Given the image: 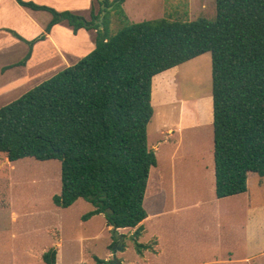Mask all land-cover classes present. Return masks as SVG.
Returning a JSON list of instances; mask_svg holds the SVG:
<instances>
[{
    "label": "trees",
    "instance_id": "trees-1",
    "mask_svg": "<svg viewBox=\"0 0 264 264\" xmlns=\"http://www.w3.org/2000/svg\"><path fill=\"white\" fill-rule=\"evenodd\" d=\"M16 1L52 16L44 34L27 42L30 51L20 66L34 44L60 23L74 34L96 31L88 55L0 108V153L9 162H60L56 206L69 208L85 200L94 209L84 221L103 215L114 236L118 229L136 228L137 252L148 249L138 241L148 217L144 201L150 170L157 166L148 147L155 113L152 80L207 53L212 60L216 196L246 193L250 173L264 177V0H216L214 20L160 18L125 25L126 0H94L89 20ZM103 6H113L123 18L113 35L108 11L99 22ZM43 260L56 264V249Z\"/></svg>",
    "mask_w": 264,
    "mask_h": 264
},
{
    "label": "rangeland",
    "instance_id": "rangeland-1",
    "mask_svg": "<svg viewBox=\"0 0 264 264\" xmlns=\"http://www.w3.org/2000/svg\"><path fill=\"white\" fill-rule=\"evenodd\" d=\"M129 1L130 3L122 6L126 17L124 25L160 18L195 21L199 18L214 20L216 17V0ZM111 7L108 17L110 34L113 35L123 26V18L117 10L112 11L114 7ZM10 9L16 21L11 24L12 28L25 35L20 25H30L28 15L19 8H13V3ZM42 15L51 17L48 13ZM85 15L87 13L83 14ZM47 47V44L38 47L34 64H31L29 69L33 81L27 82L28 75H25L27 71L23 66L8 70L11 68L10 65L24 60L30 51L29 45L21 42L7 30L0 31V108L21 97L56 70L47 69L51 65L43 62L42 58L48 52ZM90 52L84 51V56V53L80 52L77 58L81 60ZM184 67L181 69L183 74L178 83V94L189 98L211 95V55L204 54L198 62ZM64 69L59 68L56 73ZM17 72L20 73V78L18 76L13 84L17 83L14 88L20 86L12 92L14 88L5 85L8 82L5 80L15 79ZM179 110V106L160 109L163 117L168 119L164 121L168 123H175ZM207 111H210V107L206 100L200 102L199 106L186 104L183 108L182 125L198 122L196 114L201 118H207L209 113ZM159 123L153 118L149 131L152 133V129L157 128ZM175 137L176 145L180 147L177 150L178 154L191 157L194 166L200 157L208 159L210 150L213 154V123L200 129L183 128ZM181 168L179 166V172L191 170L190 167L184 169L183 165ZM191 172L192 175H188L189 179L179 177L178 191L172 190L169 186V171L164 172L165 179H159L161 186L155 185L157 180L150 174L144 201V207L150 216L145 222L148 233L138 242L149 246L151 248L149 251L156 253L158 238L161 255L145 263L140 262L136 256L140 257L132 239L136 230L124 229L117 231L114 236L104 216L91 217L84 221L83 216L94 208L82 199L69 208H61L54 204L53 197L61 193V164L58 160L42 162L26 158L11 163L5 154L0 153V264H45L43 255L51 249L57 251L58 264H99L97 259L104 261L106 258H110V261H104L103 264H110L114 260V248L116 261L119 263L124 259L129 264H227L222 261L227 258L222 248L225 243L231 239L244 242L246 231L243 229L246 220L244 203L247 202V197L230 198L222 202V218L218 216L219 219H215L210 213H205L198 221L193 204L201 201L209 205L216 198V193L209 187L199 193L184 187V184L193 185V189L197 190L198 177L193 175V170ZM249 186L251 202L264 204V178L252 174ZM155 205L160 213L154 210ZM172 208L176 211L172 212ZM244 250L245 246L242 244L240 253L243 254ZM258 261L264 264V259Z\"/></svg>",
    "mask_w": 264,
    "mask_h": 264
},
{
    "label": "crops",
    "instance_id": "crops-1",
    "mask_svg": "<svg viewBox=\"0 0 264 264\" xmlns=\"http://www.w3.org/2000/svg\"><path fill=\"white\" fill-rule=\"evenodd\" d=\"M24 1L27 2L31 1L38 5H45L57 11H71L73 13L82 16L84 13H87V15L83 17H85L88 20L90 19V11L92 8V4L94 2V0H24ZM128 2L130 3L129 0H126V2L123 5H126V3ZM11 3H13V8H17V9L19 8L21 12H25L29 17L28 18L30 22L29 26L20 25L25 31L26 33L25 35L22 34L19 30L16 29L14 30L11 26L12 23L16 22L15 15L12 13L10 9ZM43 13H48V12L33 11L27 8H23L17 3L16 0H10V2H7V0H0V31L7 30L9 32L11 31L15 32L23 39V40L21 39L19 40L28 45L27 42H30L44 34L46 26L52 19V16L48 17L47 15H42ZM95 37H96V31L94 30L81 29L78 31L77 34H74L72 29L66 23H60L54 26L50 31V33L46 34V37L43 40L36 42L32 47L31 56L29 60L26 62V64L23 66L25 71H27V74H25L26 76L28 75L27 82L33 81L32 78L30 77L31 73L29 69H30V65L34 64L35 54L38 50V47H41L44 44L48 45L47 47L48 52L43 56L42 59L43 62H46L51 65L47 69H56L54 70V72L50 73L49 76L44 78L45 81V79H48L54 76L55 74H57L56 72L58 71L59 68L64 69L76 64L79 61V58H77L78 53L80 52L84 53V51H89V50L92 51L95 48ZM85 53L83 54V56L85 55ZM200 57L195 58L184 65L182 64L180 66L162 72L157 76H155L152 80V105L155 109V113H154L155 116L153 118L160 123L158 124L157 128H154V130L152 129V133L148 129V147L150 150H152L155 153L157 157V166L152 167L150 170V174L154 177L155 180H157V181L154 180L156 186H161V182L159 181V179L162 180L165 179L166 176H164V172L166 171L168 173L169 171L168 174L169 186L172 187V190L178 191L180 187V186L178 187L179 177H182L183 179H189L188 175H192L191 170H193V175H197L198 177L197 182L199 183V185L196 187L197 190L193 189V185L191 186L188 184H184V187H188V189H191L192 191H195L197 193L201 191L203 192L208 187L210 188L211 191L215 190L214 153L212 154L210 150L209 151L210 155L208 153L209 155L208 159H205V157H200L197 161V164L194 166V162H193L194 160H192L191 157L187 155L182 156L178 154L177 150L180 147L176 145L177 139L175 137L176 133H181L183 128L189 129V127H192V128L200 129L202 127L209 126L211 123H213V115H212L213 103H212L211 95L207 94L208 96L189 98V97H185L184 95L178 94V90H179L178 83L180 82V79L183 74L181 72V69L185 68L184 66H186L187 64H193L198 62L200 60ZM18 64L19 62L15 63L14 65H10L11 68H9L8 71H12L11 69L19 67L20 65ZM40 65H42V61L40 62ZM46 71L48 72V70ZM17 73L18 74H16L15 79L10 78L5 80L8 81L5 85H11L13 89L17 85V83L13 84V81H16L18 76L20 78V73L19 72ZM42 81L38 82L37 85L42 83ZM19 86H17V88H14L12 92L16 91L19 88ZM205 100L207 101L210 107V111H207L209 112L207 118L204 117L201 118L200 115L197 116L196 114V118L199 120L198 122L188 125H182V114H183L184 106L186 104H197L199 106V103ZM178 106L180 109L179 110L180 113L175 123H168L164 121L168 119H165L163 117L160 109L162 110L167 107H178ZM164 115L167 116V114ZM163 164H165L166 167ZM181 165H183L184 169L190 167L191 169L190 172H186V171L179 172V166L181 168ZM252 174H256V173H250L248 175V181H247L248 190L246 193L232 197L221 198V199H219L216 196L213 202L209 205H205L201 201H196L197 203L195 202V204H193V207L194 209H196L197 212L198 221H200L203 218L205 213H210L215 219H219L218 216L221 217L223 213L221 206L222 202L230 198H239L242 196L247 197L246 200L247 202L244 203L245 204L244 210L246 211V220L244 222L245 225L243 227V229H246L244 242L240 243V240L231 239L227 243H225V246L222 248H224L223 252L227 256V258H224L226 260H222V261L227 264H240V263L262 264L258 260L264 259V204H257L251 202L249 181ZM257 184H259V181L257 182ZM229 208H234V207H229ZM157 209L158 208L155 205L154 210H156V213H160L161 211L159 212V210ZM173 211L175 212L176 209L172 208V212ZM100 216L103 215H96L93 217L95 218ZM149 217L150 216L148 214V217L141 223L143 227L142 236L148 233L145 222ZM126 229L136 230V228H126ZM123 230L124 229H118V232ZM141 237L139 239H141ZM157 242L158 244L156 248V253L150 252L149 250L151 248L144 244L146 247H148V249H145L144 251L142 250L141 254L137 253L140 255V257L136 255L140 262L146 263L149 262L151 258L159 257L161 255L159 251L160 241L158 238H157ZM242 244L245 246V250L243 254L240 253V247L242 248ZM109 257L112 258L111 255ZM104 261L109 262L110 258H106ZM123 263L129 264L127 261L122 259L119 264H123ZM56 264H58V261L56 262Z\"/></svg>",
    "mask_w": 264,
    "mask_h": 264
},
{
    "label": "water",
    "instance_id": "water-1",
    "mask_svg": "<svg viewBox=\"0 0 264 264\" xmlns=\"http://www.w3.org/2000/svg\"><path fill=\"white\" fill-rule=\"evenodd\" d=\"M99 1L104 2V0H99ZM102 8H103V11H102V14H101V17L99 20L100 23L102 22L104 16L106 15V12L110 11L112 9V7L105 8L104 6ZM121 250H123V247H121ZM116 260H117L116 259V249L114 248V260L112 262H110V264H119V262Z\"/></svg>",
    "mask_w": 264,
    "mask_h": 264
}]
</instances>
